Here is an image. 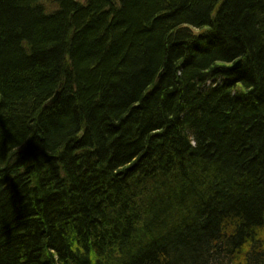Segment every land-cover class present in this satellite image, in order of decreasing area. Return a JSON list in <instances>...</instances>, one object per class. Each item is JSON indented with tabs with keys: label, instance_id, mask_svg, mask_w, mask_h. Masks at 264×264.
Segmentation results:
<instances>
[{
	"label": "trees",
	"instance_id": "1",
	"mask_svg": "<svg viewBox=\"0 0 264 264\" xmlns=\"http://www.w3.org/2000/svg\"><path fill=\"white\" fill-rule=\"evenodd\" d=\"M0 264H264V0H0Z\"/></svg>",
	"mask_w": 264,
	"mask_h": 264
},
{
	"label": "water",
	"instance_id": "2",
	"mask_svg": "<svg viewBox=\"0 0 264 264\" xmlns=\"http://www.w3.org/2000/svg\"><path fill=\"white\" fill-rule=\"evenodd\" d=\"M241 62H242V60L241 59H239L237 62H235L232 66H231V68H237V67H239L240 66V64H241ZM59 91H57L56 93H55V95L53 96V98L51 99V103H53V102H55L57 99H58V96H59Z\"/></svg>",
	"mask_w": 264,
	"mask_h": 264
}]
</instances>
